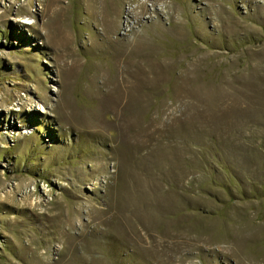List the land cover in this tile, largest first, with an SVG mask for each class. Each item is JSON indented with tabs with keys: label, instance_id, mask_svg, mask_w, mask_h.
I'll return each mask as SVG.
<instances>
[{
	"label": "rangeland",
	"instance_id": "rangeland-1",
	"mask_svg": "<svg viewBox=\"0 0 264 264\" xmlns=\"http://www.w3.org/2000/svg\"><path fill=\"white\" fill-rule=\"evenodd\" d=\"M0 264H264V0H0Z\"/></svg>",
	"mask_w": 264,
	"mask_h": 264
},
{
	"label": "bare ground",
	"instance_id": "bare-ground-1",
	"mask_svg": "<svg viewBox=\"0 0 264 264\" xmlns=\"http://www.w3.org/2000/svg\"><path fill=\"white\" fill-rule=\"evenodd\" d=\"M139 196H141V195H139ZM147 198V197H146ZM144 202V201H143Z\"/></svg>",
	"mask_w": 264,
	"mask_h": 264
}]
</instances>
